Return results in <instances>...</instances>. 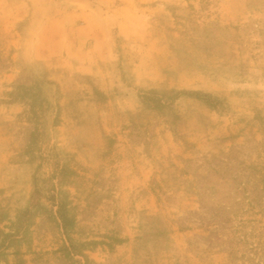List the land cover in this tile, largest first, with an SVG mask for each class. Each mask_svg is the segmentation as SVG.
I'll return each instance as SVG.
<instances>
[{
  "label": "rangeland",
  "instance_id": "374dc122",
  "mask_svg": "<svg viewBox=\"0 0 264 264\" xmlns=\"http://www.w3.org/2000/svg\"><path fill=\"white\" fill-rule=\"evenodd\" d=\"M0 264H264V0H0Z\"/></svg>",
  "mask_w": 264,
  "mask_h": 264
},
{
  "label": "trees",
  "instance_id": "16d2710c",
  "mask_svg": "<svg viewBox=\"0 0 264 264\" xmlns=\"http://www.w3.org/2000/svg\"><path fill=\"white\" fill-rule=\"evenodd\" d=\"M184 94L192 95L198 99L204 100L209 106L214 107L216 105V102L214 101V99H212L210 95H202L196 92H191V93L185 92ZM53 175L59 176V173H53ZM53 198H54L53 202H57V197L55 196ZM57 205H58L57 213H58L59 219L61 220L62 228L67 231L68 228H71V225L73 224L72 218L71 216H69L65 202L61 201Z\"/></svg>",
  "mask_w": 264,
  "mask_h": 264
},
{
  "label": "crops",
  "instance_id": "0c3cea01",
  "mask_svg": "<svg viewBox=\"0 0 264 264\" xmlns=\"http://www.w3.org/2000/svg\"><path fill=\"white\" fill-rule=\"evenodd\" d=\"M11 15H12V14H11ZM11 15H10V16H11ZM10 19H11V18H10ZM10 19H8V20H6V21L9 22V23H11L12 20H10Z\"/></svg>",
  "mask_w": 264,
  "mask_h": 264
}]
</instances>
